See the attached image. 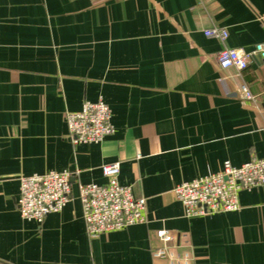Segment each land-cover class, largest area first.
I'll return each mask as SVG.
<instances>
[{"label":"crops","instance_id":"0c3cea01","mask_svg":"<svg viewBox=\"0 0 264 264\" xmlns=\"http://www.w3.org/2000/svg\"><path fill=\"white\" fill-rule=\"evenodd\" d=\"M262 41L264 0H0V264H169L152 256L159 229L190 264H264V185L196 217L172 192L264 158V60L217 62ZM100 97L113 132L73 143L65 113ZM112 162L146 220L91 237L78 185L105 184ZM52 170L70 174L68 202L40 224L21 218L19 178Z\"/></svg>","mask_w":264,"mask_h":264},{"label":"built area","instance_id":"2783aa9c","mask_svg":"<svg viewBox=\"0 0 264 264\" xmlns=\"http://www.w3.org/2000/svg\"><path fill=\"white\" fill-rule=\"evenodd\" d=\"M204 35L225 38L226 32L210 29ZM258 58L264 60V41L257 42L250 50L222 48L217 62L222 69L244 70ZM240 93L246 99L252 98L245 86L240 87ZM64 119L75 144L98 143L113 132L110 108L101 97L94 102L85 100L80 110L66 112ZM101 170L107 179L105 184L78 185L87 234L97 236L145 222V199L135 197L130 185L118 181L119 163L104 164ZM69 178L67 171L53 170L21 176L18 199L21 218L40 224L47 215L59 212L70 198ZM262 185L264 158H252L239 166L224 162L220 171L181 182L172 192L182 205L184 216L196 217L237 210L238 193ZM156 237L162 246L152 252L153 257L167 260L169 264H190L189 252L177 250L169 231L159 229Z\"/></svg>","mask_w":264,"mask_h":264}]
</instances>
